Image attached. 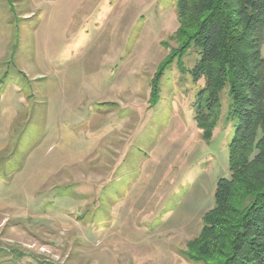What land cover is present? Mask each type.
Here are the masks:
<instances>
[{"label": "rangeland", "instance_id": "rangeland-1", "mask_svg": "<svg viewBox=\"0 0 264 264\" xmlns=\"http://www.w3.org/2000/svg\"><path fill=\"white\" fill-rule=\"evenodd\" d=\"M176 1L0 0V264H203L236 120L202 140L192 50L149 101Z\"/></svg>", "mask_w": 264, "mask_h": 264}, {"label": "trees", "instance_id": "trees-1", "mask_svg": "<svg viewBox=\"0 0 264 264\" xmlns=\"http://www.w3.org/2000/svg\"><path fill=\"white\" fill-rule=\"evenodd\" d=\"M176 11L177 47L154 73L149 101L158 100L164 71L192 50L199 58L191 80L203 82L193 104L202 140L211 141L223 114V91L226 118L236 120L229 177L216 182L213 207L184 256L203 264H264V0H177Z\"/></svg>", "mask_w": 264, "mask_h": 264}]
</instances>
